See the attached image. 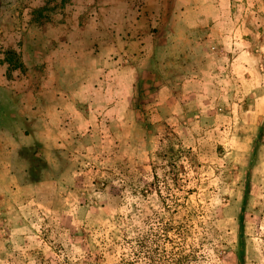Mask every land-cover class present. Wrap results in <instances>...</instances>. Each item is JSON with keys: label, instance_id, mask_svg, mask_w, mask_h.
<instances>
[{"label": "rangeland", "instance_id": "374dc122", "mask_svg": "<svg viewBox=\"0 0 264 264\" xmlns=\"http://www.w3.org/2000/svg\"><path fill=\"white\" fill-rule=\"evenodd\" d=\"M233 1L217 49L150 29L124 122L0 220V264H237L241 214L243 264H264V0ZM212 56L215 74L189 75Z\"/></svg>", "mask_w": 264, "mask_h": 264}, {"label": "crops", "instance_id": "0c3cea01", "mask_svg": "<svg viewBox=\"0 0 264 264\" xmlns=\"http://www.w3.org/2000/svg\"><path fill=\"white\" fill-rule=\"evenodd\" d=\"M233 4L0 0V220L38 190L81 173V151L97 126L124 122L160 35L148 34L153 26L169 19L180 39L188 37L179 42L217 49L219 40H231ZM216 61L189 75L215 74Z\"/></svg>", "mask_w": 264, "mask_h": 264}, {"label": "trees", "instance_id": "16d2710c", "mask_svg": "<svg viewBox=\"0 0 264 264\" xmlns=\"http://www.w3.org/2000/svg\"><path fill=\"white\" fill-rule=\"evenodd\" d=\"M136 110H139L137 107L135 108ZM263 134V127L260 128L259 131V136L258 138L260 139ZM155 175V174H154ZM238 230H239V242H238V252H237V264H243L244 262V231H243V215L241 214L239 216V224H238Z\"/></svg>", "mask_w": 264, "mask_h": 264}]
</instances>
